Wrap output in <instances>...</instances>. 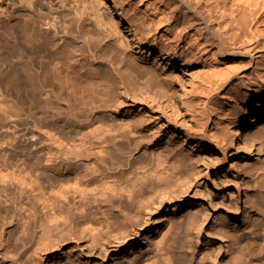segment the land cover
Masks as SVG:
<instances>
[{
	"label": "rangeland",
	"instance_id": "374dc122",
	"mask_svg": "<svg viewBox=\"0 0 264 264\" xmlns=\"http://www.w3.org/2000/svg\"><path fill=\"white\" fill-rule=\"evenodd\" d=\"M214 3L211 0L208 4ZM33 6L45 15L47 25L42 28L46 34L66 39L68 60L86 98L59 104L51 100L49 112L44 113L47 105L43 101L30 104L24 97L25 88L9 81L8 69L14 58L9 49L0 47V163L17 168L16 175L22 168L19 176L28 183L35 178L31 168L38 166L42 171L48 153L58 159L61 143L67 147L77 144L87 133L85 145L69 148L68 157L73 160L79 154L92 165H101V159L108 165L116 162L108 155V148L102 152L95 146L93 130L98 124L83 120L84 112L92 111L95 117L105 119L112 135H134L124 143L123 165L116 173L121 180L115 186L116 197L87 214L94 228L97 222L104 224L93 238H79L61 220L47 225L28 187L9 179L0 183V264H48L52 257H57L59 264H113L111 250L122 228L136 230L140 210L159 200L169 204L155 215L162 223L161 230L153 235L155 239L141 258L143 264H164L161 252L167 243L187 264H247L228 246L229 234L247 224L260 234L264 232V143L254 140L250 157L237 144H229L224 129L235 107L212 103L221 112L220 121L211 130L218 148L206 149L199 144L204 121L197 101L191 98L190 72L168 64L165 57L148 56L146 51L153 42L135 5L120 0H0V41H8L10 22L25 19ZM88 30L92 36L82 37ZM137 47L144 53H138ZM130 61L148 63L150 79L158 82L162 97L147 89V79L130 73L126 65ZM260 61L245 59L241 63L243 74L250 78ZM237 85L226 86L221 94ZM257 110L255 115L252 109L248 111L252 131L264 132V109ZM73 116L83 118L76 121ZM170 148L178 155H167ZM127 160L130 169L124 166ZM159 161L167 165L168 176L157 179L137 174L141 166L158 168ZM84 170L80 166L77 171ZM48 175L58 178L50 172ZM38 181L46 185L43 177ZM152 183L167 185L170 192L149 194ZM169 216L180 217L181 224L168 238L163 224ZM146 232L145 228L141 240ZM188 253L193 255L191 261ZM115 256L120 259V252Z\"/></svg>",
	"mask_w": 264,
	"mask_h": 264
},
{
	"label": "bare ground",
	"instance_id": "6f19581e",
	"mask_svg": "<svg viewBox=\"0 0 264 264\" xmlns=\"http://www.w3.org/2000/svg\"><path fill=\"white\" fill-rule=\"evenodd\" d=\"M210 1L120 0L122 4L135 5L145 20L147 34L153 42L146 51L148 56L165 57L168 64L190 72L191 98L197 101L204 121L200 128V146L212 151L218 148L216 137L211 131L221 117L220 108L212 104L218 102L225 107H235L224 134L229 137V144H237L244 155L250 157L254 153L253 141L259 139L264 143V132L252 131L248 115L250 109L253 110V115L258 108L264 109V0H215L214 4H208ZM25 16L23 20L11 21L6 34L8 41H0V47L9 49L14 58L8 69L9 81L25 88L24 97L30 104L43 101L47 105L44 113L49 112L48 104L51 100L59 104L86 98L68 60L66 39L46 34V30L42 28L43 24L47 25L45 15L37 7L28 9ZM82 35L92 36V30ZM137 52L144 53V50L137 47ZM256 58H261L258 69L250 78L246 77L241 63L245 59L250 62ZM126 65L133 76L148 80L145 86L152 94L162 97L158 82L150 79L151 67L148 63L130 61ZM234 82H238L237 87L222 95L224 88L232 86ZM152 100L159 104L155 98ZM82 116L85 118L83 120L98 124L93 130L95 146L102 152L108 148V155L115 158L116 162L108 165L101 159V165H92V162L79 154L71 160L66 151L84 146V137L89 135L87 133L81 136L77 144L72 143L67 147L61 143L58 159H53L52 153H48L42 171L38 166L31 168L35 178L28 183L19 176L22 168L19 175H16L14 173L17 168L0 163V183L9 179L18 186L28 187L30 194L39 203L47 225H57L61 220L66 225L65 228L79 238L90 239L96 235L98 228H104V224L97 222L94 228L87 214L95 212L109 199L116 197L115 186L121 181L116 173L120 172L123 165L124 143L134 133L112 135L105 119L95 117L92 111L84 112ZM73 117L76 121L83 118ZM175 153L173 148L167 151V155ZM219 155L221 156L220 153ZM159 164L158 168L152 165L149 168L141 166L136 170L137 174L144 176L147 173L157 179L168 176L170 172L167 165L161 161ZM80 166H84L85 170L77 171ZM124 166L130 169L129 160ZM131 171L134 172V169ZM48 172L58 178L52 179ZM39 177L44 178L45 186L38 181ZM166 188L167 185L152 183L148 186V192L151 194L162 190L161 194L165 195L170 192ZM235 192L238 194V188ZM168 204V200H159L156 205L151 203L143 207L138 214L136 230L122 228V234L116 237L115 247L111 250L115 255L120 252V259L114 255L113 264H143L141 258L144 252L155 239L153 235L159 234L161 230L162 223L157 221L155 215L163 205ZM230 216L235 217L232 213ZM165 219L166 223L163 225L167 227L169 238L181 218L169 216ZM252 227L247 224L244 228L230 232L228 246L247 264H264V232L260 234ZM145 228L147 232L141 240ZM46 233H50V230L47 229ZM222 248L221 245L220 250ZM161 253L164 264H187L169 243ZM186 256L190 261L193 258L190 253ZM146 263L153 264L151 261ZM48 264H59L57 257H52Z\"/></svg>",
	"mask_w": 264,
	"mask_h": 264
}]
</instances>
